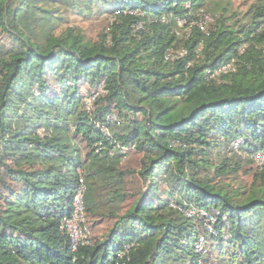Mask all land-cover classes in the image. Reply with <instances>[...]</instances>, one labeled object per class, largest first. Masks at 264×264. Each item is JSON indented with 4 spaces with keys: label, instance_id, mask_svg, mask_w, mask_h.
I'll list each match as a JSON object with an SVG mask.
<instances>
[{
    "label": "trees",
    "instance_id": "trees-1",
    "mask_svg": "<svg viewBox=\"0 0 264 264\" xmlns=\"http://www.w3.org/2000/svg\"><path fill=\"white\" fill-rule=\"evenodd\" d=\"M203 7L0 0V264H264V3L233 25ZM68 12L104 13V34H56ZM80 177L90 243L73 252Z\"/></svg>",
    "mask_w": 264,
    "mask_h": 264
},
{
    "label": "built area",
    "instance_id": "built-area-1",
    "mask_svg": "<svg viewBox=\"0 0 264 264\" xmlns=\"http://www.w3.org/2000/svg\"><path fill=\"white\" fill-rule=\"evenodd\" d=\"M203 19H204V22L202 24L206 23L207 21H211V19H207L206 16H203ZM183 23H184L183 20L178 21V26L182 27ZM140 28H141V26L137 25L136 29H140ZM260 30H264V20L261 22V24L259 26L258 31H260ZM184 32H188V29L187 30L185 29ZM171 54H172V52L171 53L168 52L167 55L165 56V59L173 61V59H175L176 56H172ZM179 55H183V53H181ZM233 63H234V61L231 60L230 62L223 64L214 70L206 71L205 79L206 80L214 79V78L218 77L220 74H224V73H227L229 71H232L234 68ZM102 85H103V83L98 88V92H102ZM96 96H97V92L92 93L91 95H89L85 98L84 103L88 107H90ZM105 120L107 123L110 124V123L116 121V117L114 115H108ZM100 130L104 135L109 136L107 127L101 126ZM37 133L40 136L43 135V131H41V130L38 131ZM131 149H132L131 147L126 148V147L120 146L119 144H114V146L112 148V150H116L122 155H124L128 150H131ZM255 160L258 163V165H261L262 163H264V155H262V154L256 155ZM84 189L85 188H84V185L82 182V178L80 177L78 180V185H77L75 192L72 196L70 213L67 216L62 217L61 222H60V230L68 237L73 252L76 251L77 248H79L81 246H86L90 243L89 242L90 232H89V229L85 225V212H84V205H83V201H82ZM185 214L188 217H190V215H191L190 213H186V212H185ZM199 214L205 220H208L210 223H213V217L211 215L206 214L203 211L199 212ZM206 229L209 232H211L210 226H206ZM204 244H205L204 239L202 237H199L198 240L196 241L195 245H194V252L198 253V254L204 253Z\"/></svg>",
    "mask_w": 264,
    "mask_h": 264
},
{
    "label": "rangeland",
    "instance_id": "rangeland-1",
    "mask_svg": "<svg viewBox=\"0 0 264 264\" xmlns=\"http://www.w3.org/2000/svg\"><path fill=\"white\" fill-rule=\"evenodd\" d=\"M203 12L207 19L222 17L226 19L227 25L236 24V22H245L243 19L246 16L251 6H259L264 3V0H203ZM61 21L57 25L56 34L62 33L66 28H73L74 34H81L85 40L94 42L99 35L104 34L106 29L105 14L83 16L74 15L70 12L62 13ZM210 21H207V24ZM85 100V98H84ZM261 154V153H258ZM243 185H248L251 178L248 175L239 177ZM210 218V217H209ZM103 232V227L100 228L98 234Z\"/></svg>",
    "mask_w": 264,
    "mask_h": 264
}]
</instances>
